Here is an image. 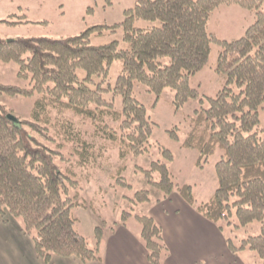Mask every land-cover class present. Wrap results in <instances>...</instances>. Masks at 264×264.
<instances>
[{
	"label": "trees",
	"instance_id": "trees-1",
	"mask_svg": "<svg viewBox=\"0 0 264 264\" xmlns=\"http://www.w3.org/2000/svg\"><path fill=\"white\" fill-rule=\"evenodd\" d=\"M222 5L254 12L255 21L242 37L227 40L209 30L212 14ZM138 19L159 23L141 27L136 26ZM28 22L26 14L0 19V24L12 26ZM119 26L124 47L117 40L92 43V35ZM214 43L220 46L215 70L225 77L224 86L216 96H208L209 105L195 110L182 147L198 150L201 167L223 150L215 165L218 187L207 201L198 202L191 184L173 180L168 162L174 155L163 147L167 160H155L150 169L142 170L162 197L177 191L221 230L224 223L241 228L258 221L259 234L242 238L239 244L227 237V244L233 253L249 248L264 258V138L260 135L264 0H136L125 10V19L113 25L98 24L60 38L0 37V61H15L18 76L31 81L30 87L0 83V95L38 94L30 118L14 116L0 102V217L21 220L45 263L54 256L76 257L84 263L102 258L104 228L96 227L94 248L76 229L73 209L91 206L83 200L80 177L118 149V178L128 185L121 175L125 161L129 155L150 151L155 126L135 96L136 86L144 85L157 98L171 88L177 108L198 98L200 91L191 85V77L209 63ZM115 60L122 61V69L115 84L106 86ZM106 91L122 96L121 110L105 97ZM85 122L95 127L101 147L82 132L80 124ZM170 134L178 138L176 130ZM150 200L148 189L137 191L133 198L136 204ZM132 216L141 223L149 261L164 264L169 247L163 227L149 214L128 211L123 212L122 223Z\"/></svg>",
	"mask_w": 264,
	"mask_h": 264
},
{
	"label": "rangeland",
	"instance_id": "rangeland-1",
	"mask_svg": "<svg viewBox=\"0 0 264 264\" xmlns=\"http://www.w3.org/2000/svg\"><path fill=\"white\" fill-rule=\"evenodd\" d=\"M111 1V2H110ZM136 0H0V19L8 18L12 14H26L31 20L18 25L0 24V37L11 40L19 37H51L60 38L76 35L87 28L98 24L113 25L125 19V10L135 5ZM255 21V14L249 9L238 5H222L214 11L209 21V30L218 37L231 40L240 38L246 29ZM158 21L138 19L136 26L147 27L158 24ZM123 28L115 31L106 29L103 35H92V43L105 44L117 40L121 47L125 46ZM220 46L213 44L209 63L201 71L191 77V85L198 88L200 96L189 100L177 108L174 104L175 92L166 88L157 98L155 93L149 92L144 85H137L135 96L147 108V113L155 122L151 136L150 151L138 156L129 155L125 161V168L121 175L128 183L125 185L118 178V167L121 164L118 149L108 152L104 158L95 162L88 171H80L82 197L90 207H75L73 214L77 218L76 229L83 234L91 247H96L95 230L102 226L106 232V241L101 247L102 258L105 260L108 240L112 236L111 227L122 224L124 211L135 214H150L157 207L162 192L155 189L146 178L143 169H150L155 160H167L162 147L173 152L174 160L169 161L173 180L179 184H191L198 202L207 201L218 187L216 162L223 153L218 149L209 157L203 166L198 165L199 152L196 149L182 147L187 137L190 121L197 108L209 105L208 96H216L223 88L225 77L216 72L215 66ZM19 66L15 61H0V83L30 87V79L18 76ZM122 69V61L115 60L110 67L107 82L112 85ZM84 75V72H80ZM96 80H99L98 78ZM38 94L33 96L0 95V102L7 105L14 116L30 118ZM105 97L112 100L118 110L123 107L121 95L113 91H106ZM201 98H204L202 100ZM80 119L75 121L79 124ZM260 135L264 138V104L260 109ZM81 125L82 132L97 146L103 144L102 138H97L95 127L90 122ZM77 127V126H76ZM79 128V127H77ZM176 130L178 138L170 132ZM150 190L151 200L136 204L133 202L135 193L140 190ZM174 194L179 195L176 191ZM195 208V207H194ZM131 231L138 233L137 227L142 228L135 216L126 220ZM225 226L221 230L225 236L222 242L217 238H207L203 233L194 234L196 240L181 249L191 250L190 262L193 264H264V258L255 251L247 248L238 253H231L227 237H232L236 244L242 238L260 233V223L236 228L234 225ZM219 229V226L217 225ZM220 230V229H219ZM228 252V253H227Z\"/></svg>",
	"mask_w": 264,
	"mask_h": 264
},
{
	"label": "crops",
	"instance_id": "crops-1",
	"mask_svg": "<svg viewBox=\"0 0 264 264\" xmlns=\"http://www.w3.org/2000/svg\"><path fill=\"white\" fill-rule=\"evenodd\" d=\"M174 193L160 198L157 208L149 215L163 227L169 247L164 264H193L191 250L180 247L192 244L196 240L194 234L203 233L221 242L225 236L217 224L197 211L180 193V196ZM136 231L138 233L131 231L126 222L112 228L105 260L84 263L76 257L54 256L50 263H45L37 255L33 238L23 231L21 220L0 217V264H152L141 239V227ZM105 241L106 232L102 245Z\"/></svg>",
	"mask_w": 264,
	"mask_h": 264
}]
</instances>
